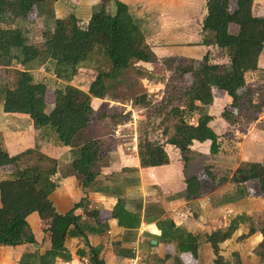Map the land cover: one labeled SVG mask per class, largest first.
I'll list each match as a JSON object with an SVG mask.
<instances>
[{
	"label": "trees",
	"instance_id": "16d2710c",
	"mask_svg": "<svg viewBox=\"0 0 264 264\" xmlns=\"http://www.w3.org/2000/svg\"><path fill=\"white\" fill-rule=\"evenodd\" d=\"M46 1L0 0V63L13 59L18 67L12 70L13 82L6 79L0 83V100L3 112L26 114L36 127L49 125L64 146L76 149L78 156L72 161V174L80 186L86 188L96 178L93 164L105 159L112 150L103 137L94 133L90 137L83 135L94 118L91 99L104 98L109 82L115 80L120 71L128 68L133 61H155L156 55L146 43L144 33L128 5L118 0L115 1L114 12L107 11L106 0H103L89 19H79L74 14L52 19L42 32V44L32 43L29 29L25 25L21 26L18 21L28 19L36 10L42 12ZM252 7L253 0H206L208 14L203 30H211L212 33L210 36L205 35V42L228 50L229 60L227 63L204 60L197 64L195 59L183 57L176 62L174 73L184 81L173 87L183 107L173 105L170 108L169 114L176 121L166 140L144 138L138 142L137 155L141 167L168 164L170 159L164 148L165 143L170 144L184 162L190 159V147L194 141H210V153L216 154L222 151V139L230 135L225 130L227 126L239 117L256 120L262 113L264 86H254L258 79L249 81L252 77L249 74L259 72L264 78V69L258 65L264 48V15H254ZM92 54L103 57L109 68L103 65L97 67L94 76L85 84L71 82L77 66L87 61ZM39 60L49 63L54 76L65 83L52 89L36 80L29 68ZM9 72L6 71L7 74ZM187 76L190 80L186 81ZM215 92H221L229 99L222 107L216 106L209 111L208 106L214 102ZM173 98L169 96L166 99L167 106L171 105ZM48 104L53 105L50 111H47ZM215 109L219 110L214 114ZM110 117L116 119L118 115L111 111L100 112L97 119ZM214 117L219 118L217 129L221 131H216L210 125ZM165 134L163 130L161 135ZM35 152L28 149L10 155L0 144V168L8 173V177L0 180V246L39 244L44 238L43 233L48 234V249L41 254L27 251L18 263L52 264L56 258L71 259L64 244L67 238L83 236L90 263L106 264L100 257V247L92 244L88 237L89 233H102L107 228L105 222L97 219L99 211L90 206L85 194L70 210L58 212L49 198L57 187L53 180L56 160L37 152L38 160L35 163L23 164L24 157ZM137 180V177H133L125 186L133 185ZM227 180L226 175L218 178L212 172V166H204L201 172L184 180L186 198H197ZM230 182L236 185L231 198L233 201L250 195L264 196V163L256 160L241 161L232 172ZM133 201L131 208L130 200L118 196L109 211V216L125 229L128 239L135 235V229L142 220V201ZM80 208L81 212L78 211ZM149 212L157 213V216L164 213L162 209L151 208L144 211L145 217L151 214ZM32 215L44 222L40 239L30 221ZM192 217L197 219L195 214ZM244 222H248L249 227L237 239L242 241L259 232L262 239L254 253L260 264H264V217H260L258 222H252L244 213L231 218L226 226L212 228L206 234L205 240L214 255L210 264L241 263L238 251L225 256L221 252L220 243L229 239ZM156 225L161 232L158 239L164 243H173L180 260L182 255L197 259L198 235L178 226L167 217L158 218ZM77 253L84 255L85 251L78 249ZM118 254L132 256L128 250L118 251ZM169 257L170 254L165 256Z\"/></svg>",
	"mask_w": 264,
	"mask_h": 264
},
{
	"label": "crops",
	"instance_id": "0c3cea01",
	"mask_svg": "<svg viewBox=\"0 0 264 264\" xmlns=\"http://www.w3.org/2000/svg\"><path fill=\"white\" fill-rule=\"evenodd\" d=\"M102 1L80 0L79 3L75 4L70 0H53L52 15L48 16L55 19L74 14L77 18L89 19L93 10ZM115 1L117 0L104 1L106 7H110V12L115 11ZM118 1L128 5L130 13L144 33L146 43L156 56L159 57L163 53L167 55L173 53L196 59L193 55L188 54V50L193 52L191 48L199 38L197 31L199 28L203 30L202 17L207 13L206 0H173L180 8V11L177 12L178 17L173 15V11L169 12L165 8L159 7L156 10L149 3L150 0ZM46 3L48 4L49 0ZM182 8L192 9V14L187 21H184L182 17ZM252 12L254 15H264V0H253ZM32 15L24 21H18V23L20 25L24 23L29 28L30 25H33L32 21H29ZM48 20L50 19L48 18ZM38 26L45 28L44 25L42 26L41 23L36 22L34 27ZM41 42H43V38ZM186 47L189 49H186ZM37 62L29 68L34 75L45 73L57 81H44L49 88L54 89L62 86L63 82L61 83L57 77L45 72L43 66L38 68ZM258 65L264 69V48L260 53ZM17 68V63L13 59L1 62L0 83L6 80L5 77L8 75L7 73L5 75L6 71ZM99 99H91V108L94 109L93 103L100 101ZM228 99L221 92L214 94V102L208 106L209 111L217 105L223 106L228 102ZM52 107V104H48L47 111H50ZM100 137H112V140L114 139V135L110 133ZM0 144L10 155L33 149L36 154L39 152L50 159L56 160V174L53 180L56 181L57 187L50 193L49 198L58 212H67L87 194L90 206L99 211L97 219L107 224V228L102 233L88 234L92 244L100 247V257L105 260L106 264H129L133 258H136V264H182L177 256L175 245L171 242H161L158 239L161 232L156 225V221L161 217L171 218L178 226L199 236L197 259H191L190 262L183 261V264H210L214 255L210 244L205 240V236L212 228L224 227L231 218L242 213L250 217L252 222H258L260 217H264V197L250 195L233 201L231 198L236 190V185L230 182L232 172L241 161L256 160L264 163L263 157L261 159L257 156L247 158L244 154L245 157L233 158L234 153L231 154V157H226L225 155L222 156V151L212 154L209 150L210 141H194L190 147L188 162H184L180 154L170 144L165 143L164 148L170 161L168 164L154 167L140 166L137 148H134V146L130 148L132 153L125 154L123 152L124 147L113 144L111 146L112 150L106 158L93 164L92 169L97 173L96 178L86 188H82L72 174V161L78 156L76 149L64 146L59 141L56 131L49 125L36 127L32 119L26 114L3 112L1 100ZM222 149L226 148L222 145ZM210 155H214V160L210 159ZM203 158L205 161L212 160L210 163L214 167L228 169L230 176H228L226 182L211 187L210 191L203 193L201 196L187 199L184 180L186 177L197 174L202 170L203 165H205V161L201 163ZM218 161H221V164H218ZM212 169V171L216 170L215 168ZM0 172L4 174L0 176V180L8 175L7 172H3L2 168H0ZM130 177H137V183L125 186L132 179ZM118 196H124L130 200L132 202L130 204L131 208L133 207V200L135 202L142 201L141 224L135 229V235L130 239L126 238L128 234L123 227L118 226L116 219L109 216V211L116 203ZM151 208L162 209L164 213L157 216V213L149 212L151 214L145 217L144 211ZM78 211L81 212L82 209L80 208ZM193 214L197 216V219L192 217ZM30 219L35 226L37 237L40 239L44 222L35 218L34 215ZM90 221L93 222L94 220L90 219ZM248 227V222L241 223L229 239L220 243V249L225 256H228L232 251H238L241 258L240 264H260L254 249L262 239V235L256 232L242 241L237 239ZM43 236L44 238L39 244L0 246V264H19L20 257L27 251L43 253L49 248L48 234L43 233ZM64 244L71 255V259L56 258L52 264H85L86 261H90L83 236L67 238ZM249 244L254 245L249 246ZM134 246L137 247L136 251L133 249ZM248 246L251 247L254 253L250 257L248 256V250H246ZM78 249H83L85 254L79 255L77 253ZM121 250H128L132 256L124 257L118 254V251ZM5 254H7V260L3 259ZM167 254H170L169 258H165ZM184 259L188 258L184 257Z\"/></svg>",
	"mask_w": 264,
	"mask_h": 264
},
{
	"label": "rangeland",
	"instance_id": "374dc122",
	"mask_svg": "<svg viewBox=\"0 0 264 264\" xmlns=\"http://www.w3.org/2000/svg\"><path fill=\"white\" fill-rule=\"evenodd\" d=\"M52 1L53 0H49V3L44 5L42 12H37L36 10L34 13H32L33 15L30 17L31 19H29V21H32L33 23V25H30L29 28L27 27L29 29V36L31 38L30 41L32 43L38 45L42 44L41 37L44 29L43 27L40 28V25L38 27H34V25L36 22L41 23L42 26L44 25V27L45 22L47 23L46 25H50L48 22L52 20V18L49 17L52 15ZM70 1L76 4L79 3L80 0ZM149 3L152 4L153 8L156 10L159 7L165 8L169 10V12L173 11V15H176L177 17L179 16L177 12L180 11V8L173 0H164L163 2L162 0H150ZM106 9L108 12L111 10L109 6L108 8L106 7ZM191 12V8H189V10L187 8H182V17L184 21H187L189 16L192 14ZM207 14L208 13L202 17V29L204 26L203 23L205 24ZM48 18L50 20H48ZM79 19L86 20L84 18ZM21 26H24V23H22ZM199 30L201 29L199 28L197 31L199 38L195 44L196 46L194 45L191 48L193 52H189L188 50V54H191L196 58L195 60L197 61V64L202 63L204 60L211 63H227L229 60L228 50L219 49L213 45H207L205 42V35L210 36L212 31L210 30L205 32V30ZM228 48L230 49L231 47L229 46ZM186 49L189 48L186 47ZM180 58L183 57L179 54L175 55L171 53V55H167L163 53L159 57L156 56L155 61H133L128 68L121 70L117 78L109 82L106 96L104 98H100V101H95L93 103L94 109L98 104L99 106L97 107V110L95 109L94 111L93 121L89 129L85 130L83 134L84 137H90L92 133H94L96 136H105L110 133L114 135V139L112 140V137H105L104 139L106 140L107 145L113 146V144H116L118 147H124L123 152L125 154L132 153L130 148H132L133 144L135 143L137 146L138 142L144 138H149L150 140L155 141L166 140V138H168L172 132L173 123L176 121V119L172 118V116L169 114L170 108L173 105L183 107L182 102L178 101V95H176V91L173 87L178 82L181 83L184 81L183 78H179L174 73L175 64ZM41 60L37 62L38 68L43 66L45 72H48L54 76L51 70V65L49 63L43 64L45 61L41 62ZM101 65H103V67L106 69L109 68V64L103 59V57L92 54L87 61L77 66V72H75V74L72 76L71 82L81 85L89 82L95 74V69ZM249 75L252 76L249 78V81L251 82L258 79V82H254V86H264V78L260 76L259 72ZM34 76L38 81L57 82L45 73H36ZM8 78L10 79V82L14 81V73L12 72V69L8 73L7 77H5V79ZM59 80L61 83H65V81L61 79ZM185 80H190V77L187 76V79ZM218 93L219 92H216L215 94ZM169 96H174V98L171 105L167 106L168 103L166 99H168ZM48 98H50V94ZM217 106L219 107V105ZM94 109L92 108V110ZM217 110L219 109H215L214 114L217 113ZM107 111L117 114L118 117L116 119L111 117L104 118L102 120L97 119V116L100 112ZM218 120V117H214L210 122V125L216 131H221L220 129H217ZM163 130L166 131L165 136L161 135ZM225 130L229 131L230 135L222 139V145L224 148H226L222 149V156L225 155L226 157H231V154L234 153L232 156L233 158H242L245 154L247 158L257 156L260 159L261 157L264 159V109L262 110V113L258 115L256 120H248L239 117L237 121H235L230 126H227ZM214 158V155H210V159L214 160ZM37 160V154L30 153L24 157L23 164L35 163ZM212 160L205 161L203 158L201 163L205 161V165L203 166L210 164L212 168H215L216 170L212 172L218 178L225 175L230 176L228 169H223L222 167L217 166L214 167V165L210 163ZM218 162V164H221V161ZM194 167L197 168L195 165ZM203 168L204 167H202V169ZM4 171L5 170L3 169V172ZM201 171L202 170H200V172ZM3 175L4 174L0 172V176ZM206 192L207 191L204 193ZM253 245L254 244H249V246ZM249 246L246 248V250H248V256L250 257L254 253ZM6 255L7 254H5V256L3 255V259L5 260H7ZM182 256L183 257H181L180 260L181 262H190L191 257L189 255ZM184 257H187L188 259H184Z\"/></svg>",
	"mask_w": 264,
	"mask_h": 264
},
{
	"label": "built area",
	"instance_id": "2783aa9c",
	"mask_svg": "<svg viewBox=\"0 0 264 264\" xmlns=\"http://www.w3.org/2000/svg\"><path fill=\"white\" fill-rule=\"evenodd\" d=\"M133 146H134V148H137V146L135 144ZM134 244H135V242H134ZM133 249L136 251L137 250V247L134 246ZM135 260H136V258L135 259L133 258L132 259V262L129 263V264H136V261ZM85 264H91V263H90V261H86Z\"/></svg>",
	"mask_w": 264,
	"mask_h": 264
}]
</instances>
